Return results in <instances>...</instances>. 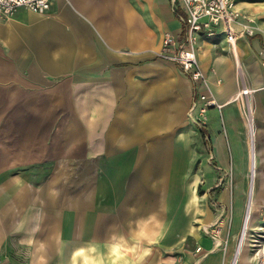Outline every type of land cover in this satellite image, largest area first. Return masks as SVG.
I'll use <instances>...</instances> for the list:
<instances>
[{
    "label": "crops",
    "instance_id": "crops-1",
    "mask_svg": "<svg viewBox=\"0 0 264 264\" xmlns=\"http://www.w3.org/2000/svg\"><path fill=\"white\" fill-rule=\"evenodd\" d=\"M182 16L173 0H50L44 14L0 15V264L226 263L173 202L188 194L197 151L195 93L158 55L166 35L185 40ZM257 17L254 35L233 47L220 31L196 41L223 105L201 120L209 157L234 175L247 165L246 143L249 156L256 143L253 105L244 107L243 128L229 103L243 85L264 130V11ZM44 167L55 169L45 177ZM246 212L230 264L240 258ZM185 240L199 253L185 251Z\"/></svg>",
    "mask_w": 264,
    "mask_h": 264
},
{
    "label": "rangeland",
    "instance_id": "rangeland-1",
    "mask_svg": "<svg viewBox=\"0 0 264 264\" xmlns=\"http://www.w3.org/2000/svg\"><path fill=\"white\" fill-rule=\"evenodd\" d=\"M240 7L243 15L253 18V27H260L258 24L259 18L257 14L264 11V0H233ZM242 8V9H241ZM254 30V31H255ZM242 119L243 128L245 121L244 108L238 107ZM254 119H255V140L253 146L255 157L252 165H249V150L246 143L247 165L237 166L235 175L233 166L221 168L217 167L211 157V143L207 136V131L204 126L195 122L196 132L191 135V142L196 146V155L191 161L189 168V183L187 184L188 194L182 200L172 199L175 205L180 203L185 214H190V229L195 228L196 232L210 239L213 242L215 249H219L222 254H225L227 261L225 264H230L236 243L242 228V220L244 209L248 207V198L246 197L248 180L252 179L251 186H255L254 205L250 214V220L244 230L242 238V247L240 258L237 264H264V130H257V118L254 104ZM201 131L205 132L204 134ZM204 135L206 139H204ZM242 139L246 140L247 136L242 133ZM220 142H223L225 156L228 155L225 139L223 135L220 137ZM247 141V140H246ZM204 155V156H203ZM238 161V155L235 159ZM254 169L255 176L252 178V170ZM44 170L45 177L50 176L53 169L51 167L39 168ZM58 170V168H56ZM61 175L68 176L69 168H61ZM18 168H14L13 173H17ZM6 174V168L0 167V176ZM68 178V177H67ZM62 185H64L62 183ZM171 201V200H169ZM160 202H162L160 200ZM183 202V203H182ZM183 212V211H182ZM63 220L68 219V216H63ZM209 218L211 221H205ZM63 244L68 241L69 232H61ZM181 232L174 231L175 244L181 241ZM184 250L191 253H199V248L194 244L185 240ZM181 246H175L173 250H179ZM160 248V247H159ZM163 250V248L161 249ZM165 253V251H163ZM169 253V252H167ZM169 254H175L171 251Z\"/></svg>",
    "mask_w": 264,
    "mask_h": 264
},
{
    "label": "built area",
    "instance_id": "built-area-1",
    "mask_svg": "<svg viewBox=\"0 0 264 264\" xmlns=\"http://www.w3.org/2000/svg\"><path fill=\"white\" fill-rule=\"evenodd\" d=\"M174 6L180 8L183 16L181 21L186 25V37L182 42L166 35L159 58L175 63L181 72L191 81L195 99L191 104L189 114L195 121L202 124V118L211 110H221L213 90L207 83L201 69L196 41L199 34L212 36L222 32L227 44L233 47L239 36L254 35L253 18L243 15L236 8L233 0H173ZM50 8V0H0V15L7 17L20 9L34 14H44ZM204 90H200V87ZM252 90L243 85L242 89L229 103H240L242 108L249 106L247 100Z\"/></svg>",
    "mask_w": 264,
    "mask_h": 264
},
{
    "label": "bare ground",
    "instance_id": "bare-ground-1",
    "mask_svg": "<svg viewBox=\"0 0 264 264\" xmlns=\"http://www.w3.org/2000/svg\"><path fill=\"white\" fill-rule=\"evenodd\" d=\"M246 110H247V108H246ZM250 149H251V151H250V156H249V165H252L253 162H254L255 153H254L253 147H251ZM251 170H252V173H251L252 175L251 176H252V178H254L255 172H254V169L252 167H250V171ZM252 190H253L252 194L248 198V207H247V212H246L247 213V217H246V220H245L244 230H246V225L248 224V222L250 220V214H251V211L253 210V205H254L253 201H254V192H255V186L254 185L252 187Z\"/></svg>",
    "mask_w": 264,
    "mask_h": 264
},
{
    "label": "trees",
    "instance_id": "trees-1",
    "mask_svg": "<svg viewBox=\"0 0 264 264\" xmlns=\"http://www.w3.org/2000/svg\"><path fill=\"white\" fill-rule=\"evenodd\" d=\"M177 15L179 16V14H177ZM201 133H203V134H204V131H203V132L201 131Z\"/></svg>",
    "mask_w": 264,
    "mask_h": 264
}]
</instances>
